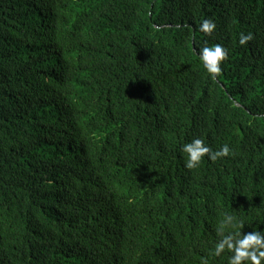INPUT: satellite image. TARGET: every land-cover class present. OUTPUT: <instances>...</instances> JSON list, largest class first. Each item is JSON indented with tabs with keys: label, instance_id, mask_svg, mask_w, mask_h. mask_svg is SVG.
Listing matches in <instances>:
<instances>
[{
	"label": "trees",
	"instance_id": "16d2710c",
	"mask_svg": "<svg viewBox=\"0 0 264 264\" xmlns=\"http://www.w3.org/2000/svg\"><path fill=\"white\" fill-rule=\"evenodd\" d=\"M223 212L264 229V0H0V264H200Z\"/></svg>",
	"mask_w": 264,
	"mask_h": 264
},
{
	"label": "clouds",
	"instance_id": "9594fccd",
	"mask_svg": "<svg viewBox=\"0 0 264 264\" xmlns=\"http://www.w3.org/2000/svg\"><path fill=\"white\" fill-rule=\"evenodd\" d=\"M217 25L214 19H202L199 31L205 36H211ZM254 34L241 32L238 37V45L245 46L253 39ZM198 61L206 74L212 81L218 80L222 74V64L228 58V49L220 43L204 46L198 50L193 49ZM179 151L183 154V167L189 171L197 169L205 157L208 161L215 162L218 159L234 155L228 144L221 145L213 150L205 139L199 136L191 138L190 141L180 144ZM246 222L238 218L234 213L223 212L215 225L214 231L218 237L209 256L213 259L222 258L226 264H264V229L242 233L241 229ZM209 256H202L200 264H209Z\"/></svg>",
	"mask_w": 264,
	"mask_h": 264
}]
</instances>
